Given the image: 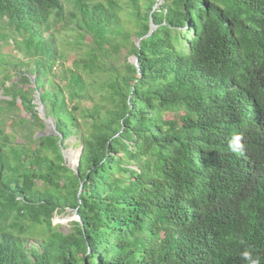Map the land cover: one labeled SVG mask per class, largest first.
Returning a JSON list of instances; mask_svg holds the SVG:
<instances>
[{"label":"trees","instance_id":"16d2710c","mask_svg":"<svg viewBox=\"0 0 264 264\" xmlns=\"http://www.w3.org/2000/svg\"><path fill=\"white\" fill-rule=\"evenodd\" d=\"M0 86V264H264V0H0Z\"/></svg>","mask_w":264,"mask_h":264},{"label":"rangeland","instance_id":"374dc122","mask_svg":"<svg viewBox=\"0 0 264 264\" xmlns=\"http://www.w3.org/2000/svg\"><path fill=\"white\" fill-rule=\"evenodd\" d=\"M3 47H4V45H3ZM135 59H136L135 56H130L131 61L135 62ZM0 96H2L1 86H0ZM44 110H45V108H44ZM44 110L41 109L40 105L37 104V111L45 123H44V127H41L39 129L36 128V130H35L36 136L41 135L42 133H45V134L53 133L56 129L53 119L49 120V118H48V120H46L42 117ZM44 113L46 114V110ZM22 116L29 118L30 115L28 113H24V114H22ZM12 119L13 120H10V119L7 120L6 131L7 132L13 131L15 133L16 136L14 137V142H16L18 144H21V143L26 144L28 142V140H27V137L25 136V133H27L29 131V129L26 127V125L24 123L22 125H20V123L17 121L16 116H12ZM12 122H14V124ZM74 139H75L74 136L69 138V140L67 141L68 146L64 150V153L66 156V161L71 168L77 167L78 157H79L80 151H81V147L79 145L73 144ZM74 219H76L75 212L72 210H67L63 213L56 214V216L54 217V224H59V228L63 231H69L70 227H71V221Z\"/></svg>","mask_w":264,"mask_h":264},{"label":"clouds","instance_id":"9594fccd","mask_svg":"<svg viewBox=\"0 0 264 264\" xmlns=\"http://www.w3.org/2000/svg\"><path fill=\"white\" fill-rule=\"evenodd\" d=\"M241 146V136L239 134L234 135L229 141V148L232 151H236ZM241 259L245 261V264H261L260 258L255 256L250 247L240 253Z\"/></svg>","mask_w":264,"mask_h":264},{"label":"water","instance_id":"95a60500","mask_svg":"<svg viewBox=\"0 0 264 264\" xmlns=\"http://www.w3.org/2000/svg\"><path fill=\"white\" fill-rule=\"evenodd\" d=\"M156 27H157V25H155L153 22L151 23V29H150V31L145 35V37H147V36H149V35H151L152 33H153V31L156 29ZM140 40L141 39H139L138 41H137V44L139 45L140 44ZM137 57H136V59H135V63H137ZM35 102L38 104V105H40V107H41V109H43L44 110V105H43V102H42V100H41V95H40V93H38L37 92V94L35 95ZM44 107V108H43ZM44 112H45V110H44ZM43 112V114H42V117L44 118V119H46V120H48V118L46 117V114ZM49 120H52V119H50L49 118ZM56 128V127H55ZM63 136V135H62ZM81 152H82V150L80 151V154H81ZM79 160H80V155H79V157H78V163H79ZM77 166H78V164H77ZM75 171H77V167L76 168H73ZM75 212V215H76V219L77 220H80V221H82V219H81V217H80V215H79V213H78V211H77V209L74 211Z\"/></svg>","mask_w":264,"mask_h":264}]
</instances>
